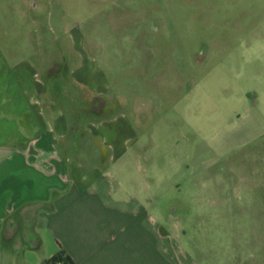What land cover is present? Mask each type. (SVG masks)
<instances>
[{"label": "rangeland", "instance_id": "obj_1", "mask_svg": "<svg viewBox=\"0 0 264 264\" xmlns=\"http://www.w3.org/2000/svg\"><path fill=\"white\" fill-rule=\"evenodd\" d=\"M0 67L199 264H264V0H0Z\"/></svg>", "mask_w": 264, "mask_h": 264}, {"label": "crops", "instance_id": "obj_2", "mask_svg": "<svg viewBox=\"0 0 264 264\" xmlns=\"http://www.w3.org/2000/svg\"><path fill=\"white\" fill-rule=\"evenodd\" d=\"M3 77L0 264H43L61 250L74 264H199L110 170L89 180L84 162L96 153L75 150L99 147L95 130L71 141L78 130L52 108V95ZM38 204L47 207L38 213Z\"/></svg>", "mask_w": 264, "mask_h": 264}, {"label": "trees", "instance_id": "obj_3", "mask_svg": "<svg viewBox=\"0 0 264 264\" xmlns=\"http://www.w3.org/2000/svg\"><path fill=\"white\" fill-rule=\"evenodd\" d=\"M43 264H74V262L63 250H61L52 258L45 260Z\"/></svg>", "mask_w": 264, "mask_h": 264}]
</instances>
